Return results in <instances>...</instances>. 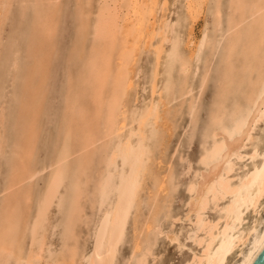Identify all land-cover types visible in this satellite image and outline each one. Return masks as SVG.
Here are the masks:
<instances>
[{"label": "bare ground", "instance_id": "obj_1", "mask_svg": "<svg viewBox=\"0 0 264 264\" xmlns=\"http://www.w3.org/2000/svg\"><path fill=\"white\" fill-rule=\"evenodd\" d=\"M15 2L0 0V53ZM19 3L32 21L13 139L0 102V264H116L128 241L124 264H150L161 260V237L179 252L191 243L184 264H252L264 247V0H227L226 8L223 0H74L61 126L46 163L38 147L66 7L63 0ZM13 45L6 76L16 81L22 53ZM145 55L151 68L139 102ZM217 55L198 168L177 218L168 140L185 107L195 120ZM181 221L187 227L174 229Z\"/></svg>", "mask_w": 264, "mask_h": 264}, {"label": "rangeland", "instance_id": "obj_2", "mask_svg": "<svg viewBox=\"0 0 264 264\" xmlns=\"http://www.w3.org/2000/svg\"><path fill=\"white\" fill-rule=\"evenodd\" d=\"M19 1L20 0H18V2H15L13 4V6H12L13 10H11V14L9 15L8 20L6 21V24L4 26L3 36H2V38H3L2 39L3 40L2 46L3 47H2V51L0 53V102L2 100V102H4V104H6L5 105V107H7L6 109H8L6 111H8L7 114L9 117L8 125H7V129H8L7 135H8L9 139H13L15 136L14 119L16 116V112L18 111V108H19V101L16 100V95H18L17 92L19 91V87L21 84L20 83L21 81L19 78L23 74L24 67L27 64V56H26L27 53H25V52H26V50H27L26 48L28 46L27 45V39H29L28 29L30 28L31 21H32V13H31L32 11L31 10H29V13H28V15H26L25 18L22 17L21 6H20ZM214 1L215 0H210V4H213ZM63 2H64V5L66 8H64L65 11L63 13L62 21L60 23L61 24L60 25V34H59V38L57 39V50H58L57 55H56L55 59L53 60V64L51 67L52 70H51L50 80H49V84H48L49 85L48 86V93H47L48 100L46 103V112H45V115L43 117V132H42V135L40 137L39 147H38L39 148L38 160L40 163L48 162L52 158L53 152L56 149V147H55L56 140H57V137L59 134L60 126H61V124H60L61 123V108L63 106V98H64L63 92H65V90H66L65 79H66V72L68 70L67 53L71 47L70 42L72 41V38L74 37L73 33H74V23H75L74 18L75 17H74V7L72 5L74 0H63ZM223 5H224V8H226L227 0H223ZM203 26H204V22L201 21L200 25L197 27V30H198L197 34L199 36L201 35V31H203V29H204ZM183 31H185V30H183ZM15 40L17 43L20 44L21 53H22L20 55V64L21 65L19 68L18 79H16V81H14V80H12V78H9L6 76V74H7V67H6L7 63H6V61H7V58H9L8 53H10L9 50H11L13 48V46H14L13 43L15 42ZM17 40H19V41H17ZM9 45H10V47H9ZM206 52L204 53V55H206ZM204 55H203V57H204ZM144 59L146 61L147 60L148 61L146 62ZM151 59L152 58L149 55H145L142 59V60H144V61H142L143 62V64H142L143 69H142V74L138 79V82L141 85L139 84L140 86H139L138 91H137V93H138V96H137L138 99L137 100L139 102H141L144 98V94L142 93L143 92L142 89H143V86L145 85V82H146L145 79L147 80V77H148V74H149V71L151 68V66H150ZM216 59L217 60H214V63L212 66L213 72H212L211 78L208 81L207 86L205 87L204 91L202 92V94L200 96L201 97L200 98L201 100L199 101L200 107L198 106L199 107L198 111H197L198 114L196 115V118H194L195 120L190 119V117H189L190 115L187 114V108L185 107L182 110V112L178 113L177 116L174 118V124L176 126V130L174 132L175 134L173 133V136L170 137L168 140V147H167V151H166V155H165L166 156L165 159H167V161L164 159L165 160L164 163H167V165L173 164V168H175L174 171L177 172V173L176 172L175 173L178 176V178L177 177L176 178H177V182H178L179 187L176 190L177 193L174 192L176 194H173L174 196L172 198V200H174L173 201L174 204L172 202V204H173L172 210L174 212L176 211V214L171 210L172 213H174L173 215H176L177 218H181L184 215V212L186 210V209H184L185 208L184 204L186 203V201L188 199V196H187L188 194L186 191V185H187V182H189L190 179L192 178L194 170H196L198 168V162L197 161H198V157H199L200 152H201V143L203 142L202 139H203L204 132L206 131V129L208 127L209 115H210V112L212 110V105H213V101H214V97H215L214 94L217 90V85H216L217 84V82H216L217 77L216 76H217V71H218V66H219V62H218L219 61V55H217ZM145 67H147V68H145ZM4 69H5V71H4ZM202 69H203V64L201 63L199 71L197 72L196 76L193 79V85L194 86H196L197 84H200V81H201L200 77H201ZM144 71H146V72H144ZM62 74H63V76H62ZM198 86L199 85L196 86L197 91H195V94L199 95ZM178 105H179V101L174 102L173 108H177ZM191 120H193V122ZM181 129L183 131H181ZM183 145H184V147H183ZM168 149H170V150L168 151ZM180 150H181V152H180ZM167 152H169V154ZM180 155H181V157H180ZM176 156L179 158H177ZM168 157H169V159H168ZM170 157H171V159H170ZM171 160H172V162H171ZM177 164H178V166H176ZM190 165H191L192 170L190 173H187V169ZM177 168H178V170H177ZM2 173L3 174L6 173L5 168H4V171H2ZM46 175L47 174L45 173V174L40 175L38 177V179H37L38 188H40L42 186L43 181L46 178ZM41 176H43V177H41ZM179 213L181 215H179ZM209 215H210V217L213 216L212 213H210ZM175 219H176V217H175ZM181 222L182 223H179V222L176 223L174 229L179 230L182 227L184 228L185 225L187 227V223H185V222L183 223V221H181ZM168 226L169 225L167 223L165 228H168ZM129 228H130V230H129ZM128 230L131 232V237H130V233H127L129 235L126 234L127 239H125V241L128 240V236H129V238L132 239L131 225L128 227ZM128 230H127V232H129ZM163 238L164 237H161V238H159V240H162ZM86 239L87 238L85 237V232H84L83 241L84 240L85 241L84 242L82 241V244L86 242L85 246L87 245V247L90 248L92 246V241L90 239L89 240L88 239L86 240ZM159 240H158V242H160V244L158 243V245L155 247V250H157L158 247H161V248H159L160 251L157 250L158 251L157 253L155 251V255H157L156 257H158V258L160 257L161 260L157 259V261H155V262L151 260L150 264H154V263L160 264V262H161V264H162V262H164L163 264H177V263L178 264H184L188 260L187 258H189L190 255H192V252H193L192 249H194V248L192 247L190 242L186 243L187 249L185 247L183 248V250L186 249L185 251L181 250L179 252L176 245L170 244L169 241L166 240V238H165V240L164 239L162 240V243ZM57 242H58V239L55 238L54 243L57 244ZM128 242H130V241H128ZM128 242H126V244H125V242L123 243L122 248H121L122 250L120 249V251H119V255H118L119 258H117L116 264H122V263L124 264L127 261L129 255L131 253V248H129V246H130L129 244H131V242L130 243H128ZM190 245H191L192 249H191ZM164 246H165V248H164ZM189 248H190V250H188ZM161 253H164V254H161ZM175 255H176V257H175L176 259L174 258ZM161 256H163V257H161ZM185 259H187V260L184 261L183 263H181Z\"/></svg>", "mask_w": 264, "mask_h": 264}, {"label": "water", "instance_id": "obj_3", "mask_svg": "<svg viewBox=\"0 0 264 264\" xmlns=\"http://www.w3.org/2000/svg\"><path fill=\"white\" fill-rule=\"evenodd\" d=\"M261 252L258 254V256L255 258L252 264H264V247Z\"/></svg>", "mask_w": 264, "mask_h": 264}]
</instances>
